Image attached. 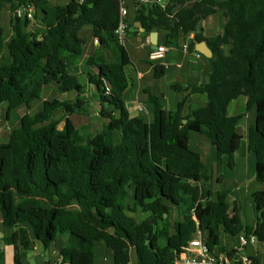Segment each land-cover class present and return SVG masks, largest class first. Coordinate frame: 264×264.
<instances>
[{
	"label": "trees",
	"instance_id": "obj_1",
	"mask_svg": "<svg viewBox=\"0 0 264 264\" xmlns=\"http://www.w3.org/2000/svg\"><path fill=\"white\" fill-rule=\"evenodd\" d=\"M53 1L0 0V13L9 10L12 31L5 43L0 24V51L5 53L0 59V119L4 104L10 120L13 111L40 101L50 84L60 94L75 93L72 101H44L40 111L24 114L7 143H0L4 228L27 224L46 248L59 235L69 234L60 252L64 264H94L97 244L111 253L112 264H174L198 231L210 251L226 252L221 233L254 235L264 244V189L251 195L254 227L243 230L239 205L229 203L225 191L212 199L207 166L189 144L190 133L205 136L217 162L226 158L232 168L243 139L235 130L244 114L230 117L228 107L239 97L247 98L246 111L255 108L247 148L255 157V181L264 185V0L132 4L134 22L146 36L157 33V45L171 48L193 33L189 52L205 42L214 54L208 82L174 87L187 95L173 108L165 109L162 96L149 93L150 122L126 109L138 87L131 57L114 36L118 0ZM18 9L32 10L41 30L28 29L30 21L15 16ZM219 12L223 31L203 37L202 20ZM87 37L99 42L88 62L93 71L86 74L87 85L95 89L96 115L103 121L93 135L72 120L90 114V99L83 97L80 77L69 73L85 56ZM148 63L155 80L165 76L163 65ZM194 94L206 95L208 105L185 114ZM57 114L65 119L62 130ZM173 214L177 220L170 223ZM168 224L173 234L160 228ZM3 242L33 247L22 228ZM236 253L226 252L231 260Z\"/></svg>",
	"mask_w": 264,
	"mask_h": 264
},
{
	"label": "crops",
	"instance_id": "obj_2",
	"mask_svg": "<svg viewBox=\"0 0 264 264\" xmlns=\"http://www.w3.org/2000/svg\"><path fill=\"white\" fill-rule=\"evenodd\" d=\"M8 14H9L8 16L9 17L8 19L9 28L11 30V25H10L11 18H10L9 10H8ZM127 21L128 23L132 25V28L130 29L125 48L127 49L131 57V60H132V73H133V76H135L136 78V83H137L138 88H137V91L132 95V97H130V99L126 102V109L132 117L140 116V117H143L147 122H150L152 120V114H151L152 112H151L150 105L148 104L149 93H152L160 97L162 96L165 109L169 110L173 108L178 101H180L187 95L186 92H177L174 87L182 88L187 84H191L194 86H203L208 82L210 63L212 60H214V54L211 51V57L206 58L201 53H200L201 55L200 57H196L194 55V52H198L197 44H195L194 49L190 52V54H185L182 51V45L185 41V38L182 37V39H180V41L178 42L176 46L168 48L164 59L158 62L166 68V74L162 79L155 80L152 76V68L148 63L149 62L148 61L149 51H148V45L146 43V39L148 38L150 39V43H151V40H152L151 35L153 33L150 34L149 36H146L143 33V30L141 29L140 25L134 22L133 5H131L128 10ZM223 24H224V18L220 12L203 19L200 25L203 31L202 33L203 37L211 38V37L219 35L223 31ZM11 32L12 31H10L8 35L9 37L11 36ZM9 37H5V29H3V38L5 39V43L7 42ZM158 39L159 38L157 34V41H159ZM92 44L94 45L93 38L87 37V46H88V49L92 48L91 52L88 53V50H87L82 60L78 64H76L74 67L69 69L70 74H75L80 77V80L84 83V88H85L83 97H87L90 100L95 97V89L93 86L87 85L86 74L87 72L93 71L92 68H90L88 62H89V59L91 58V54L97 48L96 45H94L95 48H93ZM130 50L131 51L134 50L135 55L133 52L130 54ZM4 56H5V53L3 49L0 51V59H2V57ZM171 68H174L175 70L173 69L172 72L169 75H167L168 71ZM204 74H206L207 76V81L203 80ZM163 80H169L167 83L170 84L171 91L172 92L174 91L178 93L179 95L184 94L183 97L180 99L177 98L176 101L172 100L171 99L172 97L168 99L165 93V90H166L165 83H162ZM52 86H55V85L50 84L46 86L43 90V93L45 90H47L48 88H51ZM64 95L66 96L70 95L73 97V99L75 98V93H69V94H64ZM43 98L44 97L42 96L41 100L45 101V99ZM73 99H68V101L70 100L72 101ZM94 101H95V104H97L96 97ZM246 103H247V98L245 97H240L237 100L232 101L228 107V116L231 117V116H236L239 114H244V117L241 120L239 127L242 130L241 134L243 138H245L247 142L248 130L254 124V120H255V108L252 107L250 108V110L246 111ZM138 104H142L146 107L147 113L145 115L141 113H137L135 111V107ZM193 104L196 105L195 106L196 108H193L194 106ZM207 105H208V99L206 95H201V94L190 95L188 97V102L185 107V114L197 108L205 107ZM167 106L168 108H166ZM30 108H26V109H30ZM241 109H243L244 112L243 111L240 112ZM243 121L245 122L243 123ZM207 145L208 144H205V142H202L201 144H199L198 148L201 146L203 147L202 154L197 151L195 152L200 154L203 162L205 161L204 163L207 166V175L209 176V180L206 184V187L213 192L214 182L215 181L221 182L224 180L225 169L230 170V171L235 170L236 161L238 159H241L240 155L238 154L240 148L234 155V164L232 168H230L227 165L226 158H223L221 162H217L213 147L211 145L208 147ZM247 145L248 143L245 144L246 153L244 155V158L246 159L244 168L247 174H246V177L243 178L244 179L243 183H246L248 180H250L251 182L255 181V157L253 154L249 153ZM240 147H241V144H240ZM204 155H205V159L203 158ZM261 189H264V185H261V188H259V190ZM222 191H225V190L224 189L219 190L216 192V194ZM239 191H241V188L239 189ZM212 199H213V196H212ZM227 201L232 204H234V202L238 204V199L232 198L230 194H228L227 196ZM239 208L241 209L240 205H239ZM253 227H254V223H253ZM253 227L251 229H253ZM19 228L26 230L28 238L33 243L32 249L25 250L21 246L15 248L13 245H9L3 242V238L6 235H10L11 233L15 232ZM69 240H70L69 234H61L55 239V241L52 244H50L46 248V247H43L42 244H40L38 241H36L33 235L32 229L29 225L23 223V224H20L17 228L7 229V228H4V226L2 225V221L0 218V256H1L0 264H52L59 257L61 250L66 248L67 244L69 243ZM53 244H54V247H53ZM232 249L235 250L236 247L231 248V250ZM53 252H56V254ZM243 252H244V255L242 256H246L250 258L253 261V264H261L260 256H261V253H264V244H261L258 242L255 246L246 247ZM241 253L242 252L238 253V255H240ZM96 254L98 255L100 254L103 257V259L101 261H98V260L96 261L95 260ZM95 259H94V264H112L111 253L107 251L102 244L96 245Z\"/></svg>",
	"mask_w": 264,
	"mask_h": 264
},
{
	"label": "rangeland",
	"instance_id": "obj_3",
	"mask_svg": "<svg viewBox=\"0 0 264 264\" xmlns=\"http://www.w3.org/2000/svg\"><path fill=\"white\" fill-rule=\"evenodd\" d=\"M49 1L51 3L54 2L53 0H49ZM66 2H67L66 0H62V3H66ZM124 4L128 9L132 5L130 0H124ZM8 16H9L8 8L5 7L0 13V24H1V27L3 29H5V37H9L8 35L11 31L9 28V20H8L9 17ZM32 27H34V28H32ZM28 28L32 29L33 31L34 30H36V31L41 30L40 25L35 21L30 22ZM92 47L95 48L93 44H92ZM87 50H88V53H90L92 48L88 49V46H87ZM132 52L135 55V51L130 50V54ZM173 69L174 68H171L168 71L167 75H169ZM203 80L207 81L206 74H204ZM168 81L169 80H163V82H162V83H165V89H166L165 93H166L167 98L169 99L172 97L171 99L175 100V101L177 100V98L178 99L182 98L184 94L179 95L178 93H176L174 91L172 92L171 88H170V84L167 83ZM81 83H83V82L81 81ZM42 96L44 97L43 99H45V101H51L53 99H58L60 101H67L68 99H73V97L70 95L66 96V95L60 94L55 86H52L51 88H48L47 90H45ZM94 99H95V97L90 100V106H89L90 107L89 108L90 114L80 115V116L75 115L72 117V120L77 127L86 126L89 129L91 135L98 132L101 129V125L103 123V121L101 119H99V117L96 115V112L98 110V106H97V104H95ZM43 102H44L43 100L33 102L30 109H26L24 106L18 108L17 110L13 111L10 120H7L5 118L6 105L4 104L2 106L1 119H0V143H2V144L7 143L9 134L14 129L19 127L20 118L24 114L28 113V114L33 115L36 112L40 111L42 109ZM195 106L196 105H194L193 108H196ZM166 108H168V106ZM242 111H243V109H241L240 112H242ZM55 118L58 120V126H57L58 130H62L64 128V125H65V119L62 118V116L60 114H57L55 116ZM244 122L245 121H243V123ZM202 142H205V144H208L207 145L208 147L210 146V143L207 140V138H205V136L200 135V134H196V133H190L189 144H190L191 150L200 152L202 154L203 153V147L201 146L198 148L199 144H201ZM246 143H247L246 139L243 138L242 142H241L240 150L238 152L241 159H238L236 161L235 170L230 171V170L225 169L224 180L221 182L215 181L213 184V199L216 198V192L219 190H223V189L225 190L226 193L230 194V196L232 198L238 199V204L241 206L240 217H241V220L243 222V230L251 229L253 227V223H254L256 214H255L254 208L252 206L251 194L258 191L259 188H261L260 183L255 182V181L251 182L248 179H247L248 181L246 183H243V180H244L243 178L246 177V174H247L246 170L244 168V165L246 163L245 162L246 159L244 158V155L246 153L245 152V144ZM203 158L205 159V155ZM240 188H241V191H239ZM135 217L138 218L137 215ZM176 220H177V217L175 214H173L171 219H170V223H174ZM163 227L165 228L166 231H169L171 234H173L175 231L174 227L173 226L170 227L169 224L168 225H160V228H163ZM220 246L223 247L224 250H226V252L231 251V248L238 246L237 237L221 233ZM53 247H54V244H53ZM240 255L241 256L244 255V252H242ZM260 258H261L260 259L261 264H264V253H261ZM102 259H103V257L100 254L99 255L96 254V259H95L96 261L97 260L101 261Z\"/></svg>",
	"mask_w": 264,
	"mask_h": 264
},
{
	"label": "built area",
	"instance_id": "obj_4",
	"mask_svg": "<svg viewBox=\"0 0 264 264\" xmlns=\"http://www.w3.org/2000/svg\"><path fill=\"white\" fill-rule=\"evenodd\" d=\"M80 3L84 0H78ZM133 5L138 6H150L159 5L164 7L167 0H130ZM119 2V21L116 29L114 30V36L117 43L120 46L125 47L128 35L130 32V25L128 19V9L124 4V0H118ZM15 16L19 19H27L30 22L34 20V13L29 9H18L15 12ZM193 33H189L185 36V41L182 45V51L185 54H190L189 43L193 41ZM94 45L98 46L97 39H93ZM147 45H151L150 39H146ZM168 48L162 45H157L156 49L151 50L148 53V61L155 63L164 59ZM196 57H200V53L194 52ZM137 113L145 115L147 113L146 107L142 104H138L135 107ZM238 246L236 247L237 257L233 260L229 259L226 252L218 251L217 249L210 251L206 246L204 235L198 231L193 240H191L188 246L183 250L179 259L174 264H253V261L246 257L240 256L238 253L243 252L248 246H255L258 243L257 238L254 235H245L244 233L237 236ZM56 254V252H54ZM52 264H64L63 258L59 257Z\"/></svg>",
	"mask_w": 264,
	"mask_h": 264
},
{
	"label": "water",
	"instance_id": "obj_5",
	"mask_svg": "<svg viewBox=\"0 0 264 264\" xmlns=\"http://www.w3.org/2000/svg\"><path fill=\"white\" fill-rule=\"evenodd\" d=\"M88 32H86L83 36H82V39H83V43H85V38L87 36ZM152 40H151V49L154 50L156 49L157 47V44H158V41H157V34L156 33H153L152 35ZM197 51L199 53H201L204 57L208 58V57H211V50L208 48L207 44L205 42H201V43H198L197 44ZM183 123L185 124L186 121H183ZM235 132L238 134V135H241L242 133V130L240 127H238ZM164 217L166 218V215H164Z\"/></svg>",
	"mask_w": 264,
	"mask_h": 264
}]
</instances>
